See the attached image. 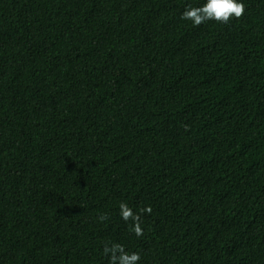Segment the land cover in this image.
I'll list each match as a JSON object with an SVG mask.
<instances>
[{
  "label": "trees",
  "instance_id": "16d2710c",
  "mask_svg": "<svg viewBox=\"0 0 264 264\" xmlns=\"http://www.w3.org/2000/svg\"><path fill=\"white\" fill-rule=\"evenodd\" d=\"M240 2L194 26L205 0H0V264H264V0Z\"/></svg>",
  "mask_w": 264,
  "mask_h": 264
},
{
  "label": "clouds",
  "instance_id": "9594fccd",
  "mask_svg": "<svg viewBox=\"0 0 264 264\" xmlns=\"http://www.w3.org/2000/svg\"><path fill=\"white\" fill-rule=\"evenodd\" d=\"M245 13V6L240 0H205L202 6L193 7L188 5L181 14L182 20L191 21L194 26H200L207 21H215L219 24H228L233 19H240ZM151 207L141 208L134 212L128 204L121 202L119 204V215L124 222H131L130 229L137 236H143L141 227V216L151 214ZM109 219L107 214H101L97 217L98 222H104ZM103 253L108 258L109 264H138L141 257L139 253H129L124 246L119 243H105Z\"/></svg>",
  "mask_w": 264,
  "mask_h": 264
}]
</instances>
